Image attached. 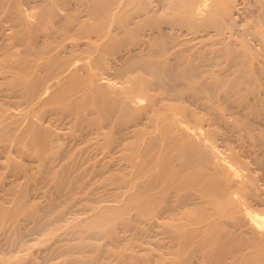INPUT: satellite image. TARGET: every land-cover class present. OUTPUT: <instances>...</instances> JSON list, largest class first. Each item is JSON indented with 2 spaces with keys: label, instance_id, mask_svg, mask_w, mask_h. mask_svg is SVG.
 <instances>
[{
  "label": "rangeland",
  "instance_id": "374dc122",
  "mask_svg": "<svg viewBox=\"0 0 264 264\" xmlns=\"http://www.w3.org/2000/svg\"><path fill=\"white\" fill-rule=\"evenodd\" d=\"M13 1L17 3L20 9L29 11L27 4L22 2V0ZM246 1L242 0V3L247 4L254 0ZM52 2L54 3L52 4ZM78 2L82 4L83 0H78ZM135 2L136 5L134 6ZM135 2L131 4V12H134L136 9L137 0ZM46 3H48V7L42 9L35 7L36 9L34 8V11L32 10V16H36L37 12L38 19H40L39 15L42 10L45 22L48 23L46 24L44 22L46 24H43L44 29L43 26L38 25L37 27L40 28L38 33L44 35V37H46V34L50 35L48 40L54 42L55 45L62 43L65 46L66 53H68L67 55L73 54L74 48L71 46V43H96L94 39L90 40L91 38L83 36L86 35V33L80 34L82 36L69 35L61 30L59 26L73 25V22H70L69 20L71 19L68 17H71L70 14H72V16L76 15L75 8L79 7L77 0H69L67 7L63 6L64 2L62 3V0H46ZM50 4H52L51 7H49ZM82 5H84V3ZM61 6L63 8H61ZM58 9L62 10L61 13H59L60 10ZM64 10L69 11L65 12ZM124 11L125 10L122 12ZM54 13L57 15H54ZM65 13L68 14L66 15ZM126 14L128 15L129 11H126ZM244 14H242V11L240 12L238 18L243 19L241 20L242 22L239 19V21L237 20L239 24L238 27L247 29L249 24L256 19L254 18L255 15L252 17L251 15ZM59 15H61V17ZM245 16L249 17L246 18ZM59 19L62 21H59ZM36 20L37 19L33 20L34 24L38 23ZM63 21L66 24L62 25ZM124 22L125 21H121L122 24H124ZM0 23L3 26L6 24L7 27L14 24V22H5L1 20V18ZM49 23L54 24V26ZM175 26L174 28L176 31L187 30L183 24L177 23ZM207 26L209 28L200 27L201 30L199 28L195 29L198 35H200L199 33H204L205 30L202 29H206L208 32L210 31V33L207 31L205 33L212 36L216 30L214 27L217 25L213 23L212 25L210 24L211 27L209 25ZM83 27L86 30H91L92 28L90 25H83ZM113 30L114 28L111 30L112 32L104 36L106 37V39H104L105 42L111 43L112 46L120 39L119 35L115 34ZM227 30L229 31V29ZM53 31L54 33H52ZM40 34L39 37L31 38L42 39ZM18 35L19 33L16 34V31L9 30L7 34L4 35L3 39L0 38V44H4L5 47L4 50L0 51V130L5 126H10L7 136L0 137V264H199L201 263L198 259L199 255H204L208 258H215L221 255L219 258L222 262L224 261L225 263L228 260L229 264H264V244L258 243L259 240H257V242L254 239L255 243L249 244L253 240L242 235L240 230L242 231L243 229L239 228L242 223L236 220L231 214L233 212L237 215L238 211L252 221L259 216L264 217V191L262 192L264 188V165L261 164L264 162V152L262 150H257L256 152L255 148L253 150L255 145L259 143L264 144V132L261 133L255 130V134L259 136L255 142L249 139L253 135H245L243 138L237 136V140H235V129L242 126L243 123H240V121L242 122V118L233 114L230 109H227L228 107L225 103L221 105L216 104L215 107L218 113L224 115L225 122H211L209 120L210 115L208 114V117L207 113L205 114L204 112L206 111L205 107H203V109L205 108L204 111L203 109L199 111V107L201 108L202 105H199V107L197 105L192 106V110L197 113V119L200 117L198 120H202L201 122L205 124V126H209L210 129L209 133L206 131L203 132V130H195V133L202 132V135L206 138V149H209L211 152L221 150L220 152L223 154H220L221 157L217 161V168L223 170L222 172L227 171L236 174L243 179L244 185L240 187L238 191L228 192L227 194L229 195L221 193L222 191L214 192L212 191V187L208 186L216 181L210 174L212 170L206 173L199 164H195L194 162L189 164L191 160L185 161L182 146L172 142L176 140L175 135L167 128H164L163 124L159 123L158 120L150 121V124L146 128H141L143 133L138 137V141H136V139L134 140V146L130 144L131 141H121V137L118 138V136H120L119 129L126 128V125L137 117L135 109L128 104L129 98L134 97L140 107L152 101V98H150L151 96L129 82L130 78L132 79L135 77L138 79L141 78L140 80H145V83L147 82L146 78L148 77L140 75V73L142 74V71L139 70L140 58L133 56L135 58L130 60L127 65L121 67L120 70L116 71L110 69L113 63L108 64L107 60H109V56H106L107 60H102L100 56H88L80 59L77 63L79 66L76 65L77 67L72 65L60 69L57 78H53V75H47V70L43 66L35 65L25 71L37 72L33 74L36 76L34 77V81L32 77L29 79V82L50 85L51 93H54L55 90H59L63 92V97L60 96L57 98L56 95L57 99L55 98L52 101L45 100L41 103L38 102V99L25 101L23 98L19 99L17 94H14L16 89L19 88V84L14 80L17 79V74L25 78V72L12 70L10 65L15 66L16 62L21 61L19 58L23 60L20 63L32 58L31 54L27 53L28 57L22 52V45L27 43L31 35L22 37V42L19 40L20 36L18 37ZM102 35V33L99 34V39ZM50 37L53 38V40ZM205 37L204 40H200L206 43L207 46H201L196 39L192 42L179 44L173 47V49L167 51L163 56L171 55V57H174L176 55H187L189 59L192 58V60H189L191 64L194 65L195 63L199 65L198 61H200V64L209 63V58L212 55L211 58L215 57L214 60L216 62L218 61L217 63H219L220 66H226L230 61L227 62L228 55L224 53V51L220 52L221 45L217 44L212 37L213 40L210 37ZM16 38L18 40H16ZM236 39L238 41L237 37ZM211 41L215 44L212 43L211 45V43H208ZM165 44L166 46L170 45L168 41ZM127 46H130V42L127 43ZM186 47L188 52L185 50ZM19 50H22V55H18L21 54ZM198 50H200L199 54ZM176 51H178L177 54H174ZM209 51H211V53ZM201 52H205L207 55H209V52L210 57L205 54L206 58H209L206 59L205 56L203 58ZM220 53H222V56H219ZM217 57L220 59L216 60ZM203 59L207 61L205 62ZM105 61L106 65L104 64ZM178 61L179 60H177V62ZM82 65H84L83 67H85L86 71L88 70L87 72H92L93 69L94 71L96 70L95 73L99 71L97 78L103 75V71L101 70L107 69L110 73L104 74L102 77H108L113 87H100L95 89L94 86H91L89 82L90 79L86 77L87 72H82V70H80ZM179 65L180 64L177 63H171V67L174 68L172 69L175 72H181V70L183 71L185 69L184 65ZM39 69H41V71ZM211 69H213V74L215 75L219 67L215 66ZM231 70L233 74L238 71L235 67H231ZM229 73H231V71H229ZM9 74L15 76V79L6 82L1 81L4 75ZM99 75L101 76L99 77ZM142 77L145 78L143 79ZM249 78L250 75L242 77L240 83L241 81L245 82V80H249ZM144 82L140 81V84H145ZM71 89H74V93L69 95V90ZM23 91H25V88ZM75 97L80 98L77 106H75ZM179 101V104H185V101ZM236 101L239 102L240 99L237 98ZM168 103L173 105L177 104L172 99H170ZM111 106H113V108ZM74 107L80 111L79 115L76 114ZM69 109L71 110L67 113L66 110ZM157 112L158 114H162L163 111L157 110ZM227 113H230V115H227ZM237 118L238 120H236ZM115 120L118 121L116 122ZM173 120L170 119L169 122H166L167 127L171 128L170 122H175ZM176 121L179 120L176 119ZM30 122L40 127V132L34 130V133L30 131L24 133V127ZM213 122L216 125H212ZM217 123L221 128L218 127ZM186 124L190 125L189 122H186ZM186 124L183 122L177 123L174 124V127L186 126ZM44 125H46V127H44ZM229 125L232 126L233 129L232 127L228 128L230 127ZM98 126L100 128L99 133ZM93 127L97 129V132L94 131L93 133V130H96ZM222 129H224V131ZM44 131H51L50 133L52 134L51 136L45 135L47 142L46 148L48 149L49 147L50 149L48 151H45L47 149L39 150L41 146L38 148L36 140V138L39 137L38 134L41 135ZM85 131L87 132L85 133ZM226 131L229 138L226 136L225 139H230L228 142L224 140ZM113 132L116 134H113ZM195 133L192 132L193 135H196ZM115 137L116 139L114 140ZM246 137H249L248 139L250 142L249 140L247 141ZM17 138L20 139L19 143H16L14 140ZM239 139L240 142L238 143ZM113 140L114 142H112ZM150 140L151 143L149 144L148 141ZM218 140H220V142ZM244 141H247V144ZM71 145V153L69 152L68 157H65L66 159L64 158L61 161V164L65 165V169L61 170L58 165L54 168H50L49 164L52 161L50 158L51 155L52 158H57L55 155L57 152L65 151V149L71 147ZM147 145L150 146L151 149H146ZM155 145L158 147L156 148ZM211 145H214L216 149ZM7 147L12 148V153L4 151ZM53 147L57 149V152ZM166 148H168L170 153L163 152ZM155 149L160 150V159H165L170 155H176L177 158H181L182 161L186 162H184V167L180 169L181 171L179 170V166H177L175 169L177 174L180 176L182 173L185 175L191 174L190 176L193 178L197 177L201 180V182L194 180L193 183L189 184L190 187L187 186L188 190L194 192V194L192 193V197L197 200L193 202V206L190 207L185 205L170 213L160 214L162 208L159 204L151 203L149 198L143 199L136 197V194L148 193L158 189V186L153 187L150 185L149 187V183H146L145 186L141 188L139 187V189L135 187V185L143 179V173L137 175L141 173L139 172L140 170L143 172L151 171V173H156L161 168L159 164L160 168L158 169L156 161H148L149 157H147V154H153ZM37 150L38 152L44 151L37 154ZM239 150L243 155L239 153ZM258 151L262 153L260 154ZM223 152H225V154L227 152L228 154L224 155ZM237 152L240 155L237 154ZM243 152L245 154L246 152L250 154L252 159ZM8 158H11V161ZM235 158L237 159L235 160ZM261 159H263V162L260 161ZM248 162L250 164H248ZM174 163L178 165L180 161L178 160L173 162V164ZM48 166L50 168L48 170L49 174H47L48 171L44 172L43 170V168H48ZM20 169L21 172H19ZM250 169L251 171H249ZM110 170L113 172L108 173L107 171ZM96 171L99 172V175ZM104 172H106V174ZM177 177L179 178L178 175ZM133 187L134 189H131ZM184 192V190H181L179 193H174L170 200L176 204L182 203L180 194ZM256 196L259 197V200H257L258 197ZM227 197L233 202L227 201ZM252 200H254V202ZM142 205H144V207ZM103 206L113 207L115 210L108 209L109 212H100L97 210V208ZM226 222L227 225L224 224ZM167 229H170L174 235L176 233L177 238L175 242L166 238L168 237L166 233ZM244 230L246 231L247 229ZM143 231L145 234H142ZM239 232L240 238L237 236ZM96 234H98V236H96ZM217 234H225L228 236L217 237ZM247 238L249 240H247ZM192 242L198 243L201 246H199V249L196 251L192 250L193 252L189 253L187 251H189L190 246H187V243L191 245L193 244ZM241 242L245 244H241ZM78 246H83V249H80ZM182 248H184L185 251ZM237 248L238 253L232 255L230 250ZM125 257H128V259H126L127 262H124ZM136 259L141 260L137 261ZM228 263L226 262V264Z\"/></svg>",
  "mask_w": 264,
  "mask_h": 264
},
{
  "label": "bare ground",
  "instance_id": "6f19581e",
  "mask_svg": "<svg viewBox=\"0 0 264 264\" xmlns=\"http://www.w3.org/2000/svg\"><path fill=\"white\" fill-rule=\"evenodd\" d=\"M135 1L136 0H85V1L83 0L82 4L84 3V5H82V4H79V2L77 0L79 7L75 6L76 7L75 8L76 15L72 16V14H70L71 17H68L69 19H71L69 21L73 22V25L72 26L71 25H64L63 27L61 25H59V26H60L61 30L65 31V33H68L69 35L82 36L80 34L86 33V35H83V36H87V38H91L90 40L94 39V41H96V43H94V44L87 43V42L71 43L72 45L71 44L70 45L74 48L73 54L67 55L68 53H66L65 46L62 43L55 45L54 42H51V40L50 41L48 40L49 39L48 37L50 35H47L45 33L46 37H44V35L38 33L40 31V28L37 26L38 25L43 26V24L46 23L45 18L43 17L42 10H41L40 15H39L40 19L37 18V12H36V16H32V12L34 11L33 9L35 7H39L41 9L48 7V3H46V0H22V2L27 4L29 11L20 9L18 7L17 3L13 0H0V18H1V20L5 21V22H9V23L14 22V24H11V26H8V27L6 24H4L6 26L5 27L1 24L2 22L0 23V38L3 39L4 35L7 34V31H9V30L16 31V34L19 33L18 37L20 36L19 37L20 41L23 39L22 37H25V35L26 36L31 35L29 40H27V43L23 44V43H21L22 41L20 43L23 44L22 45L23 51L22 50L21 51L24 52L25 55H27V53L31 54L32 58L28 59L27 61H24L22 63H20L21 61H23L22 58H19V59H21V61L19 60L20 62H16L15 66L10 65L12 67V70H17V71L20 70V71L25 72L30 67H33L35 65H40V66H43L47 70V73H48L47 75H53L52 76L53 78H57V76H59L58 71L60 69H62L64 67L72 66V65H74V67H77V66H79V65H77L78 61L80 59H83L84 57L100 56V58L102 60L103 59L107 60L106 56H109V58H108L109 60H107L108 64L113 63V66L110 69L117 71V70H120L121 67L127 65L130 60L135 58L133 56H137V58H140L139 70L142 71V74L140 73V75L148 77V78H146L147 82L145 83L144 82L145 80H140L141 78L138 79L136 77L132 78V79L130 78L129 82L132 85L139 87L138 89H140L141 91L146 92L147 95L151 96L150 98H152V101H151V103H148L147 105L140 107L139 103H137L135 101L134 97L129 98L128 104H129V106H131L135 109V111L137 112V117L135 119H133L128 125H126V128H120L119 129L120 130L119 131L120 136H118V138L121 137L120 138L121 141H131L130 144H133L134 140L136 139V141H138L137 140L138 137H140L141 134L143 133V130L141 129L142 127L146 128L150 124V121H157L158 120L159 123L163 124L164 128H167L172 134L175 135L176 140H174L172 142L174 144L182 146L185 161L191 160L190 162L188 161L189 164L191 162H194L195 164H199V166L203 167L202 170L206 173H208L209 170H212V172L210 171V174L216 180L213 184L208 185L209 187L210 186L212 187V191H214V192L222 191L221 193H225L226 195H229V194H227L228 192H235L236 190L238 191L240 189V187H242L244 185L243 179L238 177L236 174H233V173H230L227 171L222 172L223 170L218 169L217 168V163H218L217 161L221 157L220 156V154L222 153V152H220L221 150H219V151L215 150L216 152H211L209 149H206V147H207L206 138L202 135V132H198L197 134L195 133V130H198V131L203 130V132L206 131L207 133H209L210 129H209V126L207 127V126H205V124H203L201 122L202 120L201 121L198 120L200 117L197 119V116H196L197 113H195V111L192 110V106L197 105L199 107V105H202L201 108L199 107V109H200L199 111H202L201 109H203V107H205L206 109L205 108L204 109L206 111H204V109H203V111L205 112V114L207 113V116H208V114L210 115L209 120L211 122L212 121L225 122L226 120L224 119V115L218 113L216 111V108H215L216 104L221 105V104L225 103L228 107L227 108L225 106L227 109H230L233 114H236L240 118H242V122L240 121L241 119L239 118L240 123H243L242 126L240 128L235 129V133H236V135H235L236 137H234L235 140H237L236 139L237 136H240L243 138L245 135H253L252 137H250V138L248 137V138L252 142L253 141L255 142V140L257 138H259V136H257V134H255V130L260 131L261 133L264 132V0H254V1L250 0L251 2H249L247 4L242 3V0H137L136 9L134 10V12H131L132 11L131 4L134 3ZM63 2H64L63 6L67 7L69 0H62V3ZM53 3L54 2H52V4ZM52 4H50L49 7H51ZM135 5H136V2L134 4V6ZM71 6H72V4H71ZM61 8H63V7L61 6ZM58 10H60L59 13H61L62 10L61 9H58ZM72 10H73V8H72ZM123 10H125V11L122 12ZM66 11H69V10H66ZM126 11L127 12L129 11L128 15L126 14ZM241 11H242V14L245 13L244 15H246V14L251 15L252 17H253V15H255L254 18L256 20L254 19L255 21H252V23L249 24L247 29H243V28L238 27L239 26L238 21L239 20L241 21L243 19V18L242 19L238 18ZM72 13H74V12H72ZM54 15H57V14L54 13ZM59 16L61 17V15H59ZM87 16H88V19H87ZM247 17H249V16H247ZM34 19H37L36 20L38 22V23L36 22L37 24L33 23ZM61 19H59V21H62ZM121 21H125L124 24H122ZM177 23L185 25L187 30L186 31H180V30L176 31L174 27H176L175 25ZM213 23H215L217 26L214 27V28H216V30L212 34V36L211 35L209 36V34L205 33L207 31L206 29H202L205 31L202 34L199 33L200 35H198L197 31L195 30L198 28L200 29V27L206 28V27H208L207 25L210 26V24L212 25ZM46 24H48V23H46ZM49 24L54 26V24H52V23H49ZM63 24H66V23L63 21L62 25ZM83 25H88V26L90 25V26H92V28L90 27L91 30H86V29H84ZM113 28H114L113 32L115 34H118L120 39L114 43L115 45L112 46L111 43H109L107 41L105 42L104 39H106V37H104V36L106 34H109L110 32H112L111 30ZM214 28H213V30H214ZM43 29H44V26H43ZM227 29H229V31ZM208 30H210V29H208ZM232 30H233V32H232ZM11 32H13V31H11ZM49 33H51V32H49ZM52 33H54V31ZM101 33L103 35L99 39L98 36ZM208 33H210V31ZM39 34L42 37V39L40 38L41 40L37 39V38H31V37H39ZM120 35H121V37H120ZM205 36H207V38L212 37L214 39V41L217 42V44L221 45V47H220L221 49L218 47L221 50L220 52L224 51V53H226L228 55L227 62L230 61L226 66H220L219 63H217L218 61L216 62L214 60V58H215L214 56H213L214 58H211L212 55H211V57L209 56L211 51H209L210 53L208 52L209 55H207V53H205V52L204 53L201 52L203 54V56H202L203 58H204V56L206 58V55L210 57V58L207 57V58H209L210 62L207 63L206 62L207 60L203 59V60H205L206 64H200V61H198L199 65H196L195 63H194V65L191 64V62H189V60H192V58L189 59V57L187 55H183V56H180V55L177 56L176 55L174 57H171V55L170 56H163L167 51L173 49V47H175L179 44H185V43L192 42L196 39L199 41L198 43L201 46H207L206 43H204L202 40H200V39L204 40V38H206ZM236 37L238 38V41H237ZM6 39H8V38H6ZM6 39H4V40H6ZM51 39L53 40V38H51ZM16 40H18V39L16 38ZM38 40H40V41H38ZM167 41L170 43V45L168 44L169 46H166V44H165V43H167ZM129 42H130V46H127V43H129ZM208 43H211V45H212V43L215 44L212 41L208 42ZM18 46H19V44H18ZM4 49H5L4 44H0V51H2ZM182 49H183V47H182ZM185 50H187V47ZM21 51H20L21 54H18V55L23 54ZM181 51H183V50H181ZM199 51L200 50H198V54H199ZM204 51H206V50H204ZM177 52L178 51H176V53L174 52V54H177ZM187 52H188V50H187ZM217 52H219V51H217ZM221 54L222 53H220L219 56ZM193 55H195V54H193ZM6 56H8V55H6ZM200 56H201V54H200ZM216 56H218V55H216ZM218 57L216 58V60L220 59ZM177 60H179V61L177 62ZM15 61H17V60H15ZM171 63L172 64L177 63L180 65H184L185 69L183 71L180 69L181 72H175L173 70L174 68L171 67ZM104 64L106 65V61ZM83 66L84 65L81 66L80 70H82V72L83 71L87 72L88 70L86 71L85 67H83ZM215 66L219 67V69L216 70L217 75L216 74L214 75L213 74L214 71H213V69H211ZM231 67H235L236 70H238L237 73L233 74L232 70H234V69L231 70ZM44 68H42V69H44ZM75 69H77V68H75ZM90 69H92V68H90ZM10 70H8V71H10ZM39 70L41 71V69H39ZM93 71H94V69H93ZM93 71L86 73V77L88 79H90L89 82H90L91 86H94L95 89L96 88L98 89L100 87H109V88L113 87V85L109 81L108 77L107 78L102 77V76H104V74L110 73L107 69L101 70V71H103L102 72L103 75L102 76L99 75V77L101 76L100 78H97V74L99 71L96 73H95L96 70L94 72ZM229 71H231V73H229ZM35 73H37V72H34V71L25 72V75H26L25 78L23 76L17 74L16 80H14L15 76H12L10 74H9L10 76L4 75L2 77L1 81H5V82L10 81V80L16 81L19 84V88L16 89L14 94H17V97L19 99L23 98L25 101H32V100L38 99V102L41 103L45 100L52 101L53 99L56 98V95H57V98H59L60 96L63 97L62 91L55 90L54 93H51L50 92V88H51L50 85H45L43 83H38V82L30 83L29 79H31L33 77V81H34V77H36V76L33 74H35ZM246 75H250L249 80L247 79V81L246 80H245V82L241 81V83H240L241 78L246 76ZM61 76H63V75H61ZM55 80H57V79H55ZM139 80L143 81L145 84H142V83L140 84ZM52 82H54V81H52ZM24 88H25V91H23ZM12 90H13V88H12ZM2 91H4V90H2ZM154 92H156V93H154ZM73 93H74V89L69 90V95H72ZM76 97H77V95H76ZM237 98L240 99L239 102L236 101ZM170 99L175 101L177 104L173 105V104L168 103V101H170ZM79 100H80L79 97L75 99V103H76L75 106L78 105ZM178 101L179 102L185 101V104L181 105L178 103ZM113 106H111V107L113 108ZM19 110H21V109H19ZM70 110L71 109L66 110L67 113ZM75 110H76V114L79 115L80 111L76 108H75ZM157 110H162L163 111L162 114H158ZM212 110H213V112H212ZM224 110L227 111L226 109H224ZM112 112H113V110H112ZM73 115H74V111H73ZM227 115H230V113L229 114L227 113ZM225 116H226V114H225ZM170 119L171 120L174 119L173 121H175V122H170L171 128L167 127V125H166V122L167 121L169 122ZM176 119L179 121H176ZM236 120H238V118ZM115 121L117 122L118 120H115ZM105 122H106V120H105ZM182 122L185 124H186V122H189L190 125L186 124V126L174 127V124H177V123L179 124ZM39 123H41V122H39ZM204 123H206V122H204ZM16 124H18V123H16ZM41 124H43V123H41ZM92 124H94V123H92ZM214 124L215 123L213 122L212 125H214ZM46 125H44V127H46ZM206 125H208V124H206ZM22 126H23V123H22ZM96 126H97V124H96ZM121 126H123V125H121ZM157 126H159V125H157ZM9 127L5 126L0 130V137H6L7 136L9 129H10ZM77 127H78V124H77ZM113 127H114V125H113ZM218 127H219V124H218ZM231 127L232 126H230L228 128H231ZM219 128H221V127H219ZM94 129H96V128H94ZM99 129L100 128L98 126V130ZM232 129H233V127H232ZM34 130H36L37 132H40V127H37L34 123L30 122V123H28V125H26L24 127L23 132L26 133V132L30 131V132L34 133ZM222 130L224 131V129H222ZM94 131L97 132V129L93 130V133H94ZM212 131H214V130H212ZM50 132L51 131H49V132L44 131L43 133H41V135L38 134L39 137H37L36 140L38 143V148H39V146H41V148H39V150L47 149L46 148L47 142H46V136L45 135L47 134L48 136H51L52 134ZM86 132L87 131H85V133ZM99 132H100V130L98 131V133ZM192 132H194L196 135H193ZM113 134H116V133L113 132ZM213 134H215V133H213ZM227 134L228 133L226 131V133L224 134L225 135L224 140H226L228 142V141H230V139H228L229 136H227ZM48 136H47V139H48ZM226 136L228 137L227 138L228 140L225 139ZM116 137H117V135H116ZM116 137L114 138V140L116 139ZM77 138H79V137H77ZM88 138H89V136H88ZM248 138H247V141L249 140ZM168 139H169V137H168ZM219 139H220V137H219ZM231 139H233V138H231ZM14 140L16 143H19V141H20L19 138L14 139ZM114 140L112 142H114ZM146 140H149V139H146ZM250 140H249V142H250ZM218 141L220 142V140H218ZM226 141H225V143H226ZM242 141H243V139H242ZM148 142L150 144L151 140ZM211 142H213V141H211ZM239 142H240V139H239L238 143ZM118 143H119V139H118ZM122 143H124V142H122ZM52 144H53V142H52ZM165 144H166V142H165ZM221 144L224 145L223 143H221ZM66 146H68V145H66ZM133 146H134V144H133ZM56 147H57V144H56ZM144 147H146V146H144ZM157 147L158 146H156V148ZM212 147L214 148V145ZM236 147H237V145H236ZM243 147H245V146H243ZM71 148H72V145H71V147H68L67 149H65V151L60 150L62 153L61 152L58 153L57 149L54 148V149H56V152H57L55 154L57 156V158H52V155H51L50 158L52 161L49 164L50 168H54V167H56V165H58L59 168H61V170H64L65 165L64 164L62 165L61 161L65 157H68V154H69ZM254 148L256 149V152H257V150H262L264 152V144L259 143V144L255 145V147H253V150H254ZM146 149H151V147L147 145ZM146 149H144V150H146ZM214 149H216V148H214ZM48 150H50L49 147L45 151H48ZM130 150H131V148H130ZM4 151L12 153V148L7 147L6 149H4ZM43 151L44 150L39 151V152H43ZM39 152L37 150V154H39ZM163 152L170 153V151H168V148H166ZM248 152H250V151H248ZM159 153H160V150L155 149L153 151V154L152 153L147 154L148 155L147 157H149V159H148L149 162L156 161L158 169L160 168L159 164L161 165V168L156 173H151V171L150 172L149 171L143 172L142 170H140L139 172H141V173H138L137 175H140L143 173V179L141 182H139L138 184L135 185V187L139 189V187L141 188V187L145 186L146 183H149V187H150V185L153 187L158 186V189H155L152 192L149 190L150 192H148V193L136 194V197L137 198H143V199L149 198V201L151 203L159 204L160 207L162 208V210H160V212H161L160 214L170 213L174 210H177L179 207L181 208V206H185V205L190 206V207L193 206V204H194L193 202H196L197 200L192 197V193L194 194V192L192 190L191 191L188 190V187H190L189 184L193 183L194 180L197 182H201V180L198 179L197 177L193 178L192 176H190L191 174L185 175L184 173H182V175L180 176L179 174H177V171H175V169L177 168V166H179V170L182 169V167H184V165H185L184 164L185 161H182L181 158H177L176 155L175 156L170 155V156L166 157L165 159H160ZM223 153H224V155L228 154L227 152H226V154H225V152H223ZM239 153H241V151ZM239 153L237 152V154H239ZM258 153H260V151H258ZM246 154H247V152H246ZM221 155H223V154H221ZM248 155L250 156V154H247V156ZM251 155H252V153H251ZM239 157H241V156H239ZM242 158H243V156H242ZM244 158H246V157H244ZM249 158H251V156ZM8 159L11 161V158H8ZM236 159L237 158H235V160ZM142 160H144V159H142ZM178 160L180 161V163L178 165H175V163L173 164V162H176ZM262 160L263 159H261L260 161H262ZM249 162H248V164H250ZM81 163H83V162H81ZM263 163H261V164L264 165ZM49 166H48V168L47 167L43 168L44 172L45 171L47 172L50 169ZM24 168H26V167H24ZM43 170H42V172H43ZM194 170H195V168H194ZM180 171H178V172H180ZM249 171H251V169ZM19 172H21V169L19 170ZM107 172L111 173L113 171L110 170ZM97 173L99 175V172H97ZM104 173L106 174V172H104ZM47 174H49V171ZM176 174L179 176V178L177 177ZM95 177H97V176H95ZM180 182H182V183H180ZM67 188H68V186H67ZM131 189H134V187ZM181 190L185 191L183 194H180V196L182 198L180 200L182 203L176 204L173 201H171L170 199L172 198L174 193H179V192H181ZM259 190H261V189H259ZM263 191H264V188L262 189V192ZM258 196H256V197H258ZM227 198H228L227 201H232L229 197H227ZM257 200H259V197ZM248 201H249V199H248ZM252 201L254 202V200H252ZM142 206L144 207V205H142ZM108 209L109 210H115V208L108 207V206H103L101 208L100 207L97 208V210H99L100 212H104V211L109 212ZM118 213H120V212H118ZM231 214L233 215V217L236 220H238L242 223V224H240L239 228L243 229L242 231L240 230V232L242 233L243 236H247L251 240H253V239L255 241L259 240V242L257 241L258 243L264 244V217L259 216L257 219L252 221V220L248 219L247 216L242 215L241 212L237 211V215H235L233 212ZM158 216H157V218H158ZM224 224L227 225V222ZM258 225H260L262 227H260ZM244 229H247V230L245 231ZM38 230H40V229H38ZM240 232L238 233V235L236 234L238 237H239ZM160 233H162V232H160ZM166 233L168 235V237H166L167 239L169 238L170 240H173L174 242L176 241V238H177L176 233L174 235V233H172L170 231V229H167ZM142 234H145L144 231ZM96 236H98V234H96ZM137 236H138V234H137ZM216 236L217 237L218 236L223 237V236H228V235L217 234ZM163 238H165V237H163ZM248 238H247V240H249ZM245 240H246V238H245ZM254 240L249 244L255 243ZM121 242H123V241H121ZM241 244H245V243L241 242ZM187 246H190L189 251H187L190 253V252H193L192 250L196 251L197 249H199V246H201V245H199L198 243H193V244L189 245L187 243ZM82 247H79V248L83 249ZM182 249L185 251L184 248H182ZM230 251H231L232 255L233 254L235 255L236 253H238V248L234 249V250H230ZM170 255H173V254H170ZM219 257H221V255ZM219 257L208 258V257H205L204 255H199L198 259H199V261H201V263H199V264H226V262L228 263V260L224 263V261L222 262V260ZM225 258H224V260H225ZM126 259H128V257L124 258V262H127ZM141 259H136V260L139 261ZM170 264H173V263H170Z\"/></svg>",
  "mask_w": 264,
  "mask_h": 264
}]
</instances>
